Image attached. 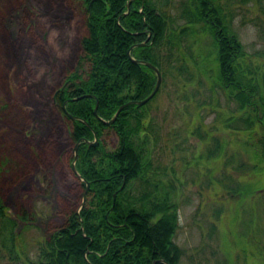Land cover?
<instances>
[{
	"label": "rangeland",
	"instance_id": "obj_1",
	"mask_svg": "<svg viewBox=\"0 0 264 264\" xmlns=\"http://www.w3.org/2000/svg\"><path fill=\"white\" fill-rule=\"evenodd\" d=\"M171 2L168 9L177 16L180 0ZM213 2L230 21L246 60L264 70V0ZM182 23L178 19L173 25ZM85 34L83 0H0V195L20 233L11 252L3 243L9 229L1 227L0 264H33L41 241L85 202L83 181L71 164L70 124L55 100L65 77L79 65ZM188 35L180 46L185 54L196 55L201 46L207 50L210 33L196 41ZM88 66L85 62L82 68ZM175 66L166 64L161 86L145 106L142 135L148 137L152 168L158 167L164 183L176 186L179 264H264V189L235 199L228 195V172L240 186L251 182L250 174L237 177L234 169H225L224 153L207 159L210 142L196 133L204 125L213 128L219 109H237L236 101L221 89L213 94L207 77L195 68L187 78ZM101 138L108 149L119 144L113 128ZM228 146L227 156L236 151L234 163L249 158L239 138ZM137 186L141 189L140 182Z\"/></svg>",
	"mask_w": 264,
	"mask_h": 264
},
{
	"label": "trees",
	"instance_id": "obj_2",
	"mask_svg": "<svg viewBox=\"0 0 264 264\" xmlns=\"http://www.w3.org/2000/svg\"><path fill=\"white\" fill-rule=\"evenodd\" d=\"M83 3L86 34L80 40L82 55L77 68L55 93V100L70 124L74 146L81 140L76 166L91 185L81 210L70 212L66 224L41 241L33 264H154L160 259L179 264L183 250L174 241L179 229L176 186L173 181L164 183L158 167L152 168L148 137L142 135L149 101L141 106L129 104L112 124L100 119L112 118L118 107L131 99H143L156 84L154 69L134 62L129 48L145 42L136 44L132 55L156 64L163 76L166 64L175 66L174 61L178 62L179 74L192 78L195 68L198 76L207 77L213 94L221 89L228 99L236 101L237 109L217 111L220 116L212 129L204 125L196 130L200 139L210 142L207 159L224 153L225 169H234L237 177L250 174L251 182L241 187L227 171L224 189L232 198L264 189L260 183L264 177V70L260 72L246 60L241 41L213 0H180L177 16L168 9L173 5L171 0ZM178 19L183 23L173 25ZM188 33L194 41L210 33L207 50L201 46L196 55L185 54L180 46ZM85 62L89 66L84 69ZM66 100L67 110L78 118L63 108ZM109 127L119 137L114 149H108L101 138ZM225 130L228 134L223 135ZM95 133L98 143L89 144ZM238 138L249 158L236 164V151L229 156L226 153L228 144ZM2 170L0 164V177ZM82 183L86 190V183ZM18 224L0 195V231L2 226L3 231L9 229L10 238L5 237L3 243L11 252L17 247Z\"/></svg>",
	"mask_w": 264,
	"mask_h": 264
},
{
	"label": "water",
	"instance_id": "obj_3",
	"mask_svg": "<svg viewBox=\"0 0 264 264\" xmlns=\"http://www.w3.org/2000/svg\"><path fill=\"white\" fill-rule=\"evenodd\" d=\"M145 42H142V43H136V44H144ZM136 44H133L130 48H129V55L131 57V59L134 61V62H141V63H145L147 64L148 66L152 67L154 69V71L156 72V76H157V80H156V84L153 88V90L149 93V95H147L146 97H144L143 99H136V100H129L123 104H121L118 109L116 110L115 114L113 115L112 118L110 119H105V118H102L100 117L101 120H103L105 123L107 124H112L116 118L118 117L120 111L125 108L126 106H128L129 104H132V103H136L137 105L141 106L143 104H145L146 102H148L156 93L157 91L159 90L160 86H161V83H162V71L161 69L156 65L154 64L153 62L151 61H148V60H144V59H139V58H136L132 55L131 51L132 49L136 46ZM87 95V94H86ZM84 96V95H83ZM81 96H78V97H75V98H71V99H76V98H80ZM63 108L68 112V114L72 117V118H78V116L76 115H73L71 112H69L67 110V106H66V102L63 104ZM95 113L98 115V112H97V105L95 106ZM98 136L97 134L95 133V139L94 140H91L89 141V144H97L98 143ZM81 140H79L75 146H74V159L72 161V165H73V170L77 173V176L86 183V190H85V193L84 195L86 196L87 192L89 191L90 189V185L91 183L88 181H85L84 178L82 177V174L78 171L77 169V166H76V160L78 158V147H79V144H80ZM85 204V202L82 204V207L83 205ZM155 263H164V264H169L166 260H163V259H160V260H155L154 261V264Z\"/></svg>",
	"mask_w": 264,
	"mask_h": 264
},
{
	"label": "flooded vegetation",
	"instance_id": "obj_4",
	"mask_svg": "<svg viewBox=\"0 0 264 264\" xmlns=\"http://www.w3.org/2000/svg\"><path fill=\"white\" fill-rule=\"evenodd\" d=\"M131 100H136V99H131ZM67 101H68V100H66V101H65V102H66V104H67ZM65 102H64V103H65ZM135 104H136V103H135Z\"/></svg>",
	"mask_w": 264,
	"mask_h": 264
}]
</instances>
